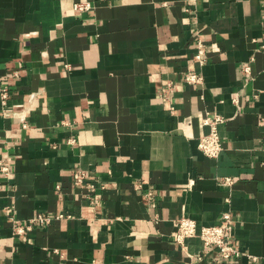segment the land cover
<instances>
[{"label":"crops","instance_id":"1","mask_svg":"<svg viewBox=\"0 0 264 264\" xmlns=\"http://www.w3.org/2000/svg\"><path fill=\"white\" fill-rule=\"evenodd\" d=\"M263 46L264 0H0V264H264ZM228 209L237 260L176 241Z\"/></svg>","mask_w":264,"mask_h":264},{"label":"built area","instance_id":"2","mask_svg":"<svg viewBox=\"0 0 264 264\" xmlns=\"http://www.w3.org/2000/svg\"><path fill=\"white\" fill-rule=\"evenodd\" d=\"M93 7V2L91 1H81L76 2L73 6L76 12L82 13L90 10ZM264 48V46H263ZM206 45L199 39L198 45L195 53L196 62L202 66L206 63ZM247 74H251V65H247L244 68ZM186 80L189 83H199L202 80V76L199 72L193 71L189 72L186 75ZM172 87L171 83L168 86V90ZM3 98L8 97V92L2 90ZM33 95L31 96V98ZM235 103H238V99H234ZM173 107H171V110ZM23 121V127L27 128L28 123L26 122L25 116H20ZM226 121V117L221 113H205L202 117L203 125L208 127V131L198 138V148L208 157L217 158L223 150V140L220 134L219 126ZM0 171L6 176L9 175L10 168L9 166H4L0 164ZM86 172L82 169H77L73 174L74 182L77 184H83L86 180ZM223 185H230L232 183L231 177H224L220 180ZM88 188L93 192L95 190V185L90 184ZM91 202L95 205L99 203L100 195L93 194L90 196ZM227 202H230V199L227 198ZM64 214H60L58 217H64ZM52 217L47 214H38L36 218L33 219V222L39 221L41 223L51 222ZM233 216L231 210H225L222 212L221 220L218 224H211L202 226L200 229L197 227L195 220L183 216L179 220L178 228L175 232V239L178 243L184 244L185 240L189 237L199 236L205 247H213L218 250L222 260H237L244 253L234 244L232 239L233 232ZM31 228V224L27 226H16L17 234L25 233L28 229ZM248 257L251 260H255L256 257L252 254H248Z\"/></svg>","mask_w":264,"mask_h":264}]
</instances>
